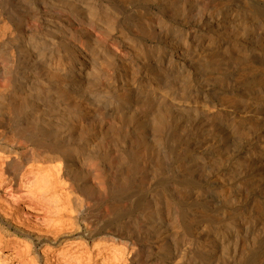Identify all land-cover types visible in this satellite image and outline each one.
<instances>
[{
    "label": "bare ground",
    "instance_id": "obj_1",
    "mask_svg": "<svg viewBox=\"0 0 264 264\" xmlns=\"http://www.w3.org/2000/svg\"><path fill=\"white\" fill-rule=\"evenodd\" d=\"M6 243L264 264V0H0Z\"/></svg>",
    "mask_w": 264,
    "mask_h": 264
},
{
    "label": "rangeland",
    "instance_id": "obj_2",
    "mask_svg": "<svg viewBox=\"0 0 264 264\" xmlns=\"http://www.w3.org/2000/svg\"><path fill=\"white\" fill-rule=\"evenodd\" d=\"M11 245L6 243L0 248V264H29L23 249L16 251Z\"/></svg>",
    "mask_w": 264,
    "mask_h": 264
}]
</instances>
